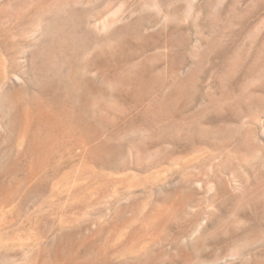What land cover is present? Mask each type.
I'll use <instances>...</instances> for the list:
<instances>
[{"label":"rangeland","instance_id":"rangeland-1","mask_svg":"<svg viewBox=\"0 0 264 264\" xmlns=\"http://www.w3.org/2000/svg\"><path fill=\"white\" fill-rule=\"evenodd\" d=\"M66 263L264 264V0H0V264Z\"/></svg>","mask_w":264,"mask_h":264},{"label":"bare ground","instance_id":"bare-ground-1","mask_svg":"<svg viewBox=\"0 0 264 264\" xmlns=\"http://www.w3.org/2000/svg\"><path fill=\"white\" fill-rule=\"evenodd\" d=\"M66 107V106H65ZM69 107V106H68ZM69 109V108H68ZM76 114V113H75ZM75 117V116H74ZM74 121V120H73ZM37 142V141H36ZM38 150V149H37ZM101 151V150H100ZM43 155V154H42ZM254 238V237H253ZM68 250V249H67ZM60 251V250H59ZM70 251H72V250H70ZM70 254V253H69ZM67 264V263H66ZM72 264V263H71Z\"/></svg>","mask_w":264,"mask_h":264}]
</instances>
